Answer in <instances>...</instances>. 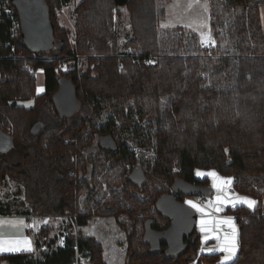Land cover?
Instances as JSON below:
<instances>
[{
	"label": "trees",
	"instance_id": "16d2710c",
	"mask_svg": "<svg viewBox=\"0 0 264 264\" xmlns=\"http://www.w3.org/2000/svg\"><path fill=\"white\" fill-rule=\"evenodd\" d=\"M69 1L45 0L54 46L33 52L23 43L11 0H0V129L12 141L0 151V184L9 177L28 202V208L25 201L17 208L0 202V214L76 215L77 225L94 215H112L126 233L130 257L123 264H220L218 253H198L194 228L173 242L168 233L172 220L157 207L162 199L171 214L186 206L196 210L189 198L203 195L200 187L211 190L209 179L216 183L197 170H215L219 177L232 178L236 194L258 201L254 211L225 209L234 215L238 231V252L228 264H264V0H208V45L185 27H161L170 0H80L71 39L57 14ZM124 19L128 34L120 42L117 26ZM69 61L74 63L63 72L61 66ZM35 70L43 75L38 95ZM67 79L77 101L90 109L74 122L68 117L72 113L56 110L52 98ZM29 99L32 107L19 104ZM104 112L110 113L106 119ZM47 114L51 123H41L33 133V124ZM133 114L155 124L152 148L142 137H126ZM91 146L96 150L88 152ZM8 154L19 161L10 162ZM146 156L154 160L145 162ZM137 169L144 175L140 181ZM176 183L187 184L190 193ZM49 229L42 225L35 233L33 252L0 255V260L77 264L78 253L85 252L88 264H106L94 236L60 231L64 245H56L58 238H50ZM148 231L165 239L159 250L150 249ZM180 244L181 251H175Z\"/></svg>",
	"mask_w": 264,
	"mask_h": 264
},
{
	"label": "rangeland",
	"instance_id": "374dc122",
	"mask_svg": "<svg viewBox=\"0 0 264 264\" xmlns=\"http://www.w3.org/2000/svg\"><path fill=\"white\" fill-rule=\"evenodd\" d=\"M80 0H70L69 3L62 7L58 14L59 24L68 29L70 32L71 39L73 38V23H74V8L79 3ZM209 20H210V9L208 0H170L166 5V17L161 21L160 25L164 28H172L176 26L185 27L191 32H193L199 40L204 44L208 45L211 42H208L210 37L209 33ZM118 34L119 41L123 42L126 39L128 34V23L124 19L120 24H118ZM204 34V39L202 40V35ZM210 41L211 37H210ZM74 61H69L63 63L61 70L66 72L69 69L68 64H72ZM81 66V61H78V65ZM82 68V67H80ZM32 74L36 76V94H40L43 91V75L39 71L36 75L32 71ZM166 99L163 98L160 101V106L163 107ZM20 105L30 108L33 106V100H25L19 102ZM90 114V109L87 105L76 102V105L72 111V114L69 115V121L74 122L78 121L81 118H84ZM109 112H104L101 115L102 119H106L109 116ZM132 117V123L128 127L127 132L129 133L126 136L128 139L135 140L140 137L143 138V144L152 148L154 144V131L155 124L152 123L151 119L137 118L134 114ZM39 123L42 125H48L51 123V119L48 114L40 117ZM129 130V131H128ZM133 135V136H132ZM133 139V142H134ZM88 152H91V149H88ZM10 162L19 161L18 158H11L10 155H6ZM154 160L151 156H146L144 158L145 162H152ZM212 179H209V183L212 184ZM116 188V187H115ZM120 188H116L118 191ZM204 197L207 199L210 195V191L207 188H199ZM263 189V188H262ZM262 191V190H261ZM116 192V191H115ZM256 199V198H255ZM257 200V199H256ZM24 195L22 187L17 184L15 181L11 180L9 177H6L4 181L0 184V202L1 203H10L12 202L16 208L20 206V202H24ZM162 199L158 203V209L161 212L167 210V205L165 202L162 204ZM258 202V201H257ZM26 202L23 203L24 207L28 208ZM188 209V207H185ZM81 211L84 210V206H79ZM85 209H89L86 207ZM193 211V210H191ZM165 214V213H164ZM167 214V213H166ZM76 215L70 216L66 214L65 216H36L32 218L28 224V227L31 229V234L40 228L42 225L49 226V237H56L57 243L59 245L62 241L60 231H66L69 234H76L79 230L84 231L88 235L94 236L95 240L100 243L102 246V256L106 264H123L126 258V233L124 229L117 223L116 219L112 215H94L92 216L85 225H77L75 221ZM122 221H125V216H121ZM161 238V239H160ZM147 240L150 243V249L156 251L160 249V243L163 242L162 235L157 236L154 232H147ZM54 245L53 247H55ZM182 245L175 247V251H181ZM166 252L171 253V246L167 247ZM46 249V248H45ZM44 249V250H45ZM198 253H201L198 251ZM77 264H88L89 257L85 252L78 253ZM0 264H7L6 260H0ZM190 264H195V260L190 262Z\"/></svg>",
	"mask_w": 264,
	"mask_h": 264
},
{
	"label": "water",
	"instance_id": "95a60500",
	"mask_svg": "<svg viewBox=\"0 0 264 264\" xmlns=\"http://www.w3.org/2000/svg\"><path fill=\"white\" fill-rule=\"evenodd\" d=\"M14 5L21 27V38L23 43L33 52L50 51L54 46L53 24L48 19V6L45 0H11ZM75 87L69 79L63 80L59 88L53 94V103L56 110L61 115H69L72 113L77 99ZM41 128V123L33 124L31 131L37 132ZM12 145L10 136L4 134L0 129V151L4 152ZM106 148H110L105 143ZM137 181L144 179L143 172L137 169L135 172ZM176 188L185 194H189V186L183 183H176ZM173 213L172 224L168 229V233L173 234L172 241L183 238L188 235L192 229L193 213L187 209L176 208L171 210ZM177 239V240H176ZM130 255L126 258L129 260Z\"/></svg>",
	"mask_w": 264,
	"mask_h": 264
},
{
	"label": "snow or ice",
	"instance_id": "6c2138e0",
	"mask_svg": "<svg viewBox=\"0 0 264 264\" xmlns=\"http://www.w3.org/2000/svg\"><path fill=\"white\" fill-rule=\"evenodd\" d=\"M202 40L204 39V34L202 33ZM208 42L210 41V37L208 38ZM197 175L210 176L216 181L213 187L217 189L216 196V206L214 208L215 212L222 211V206L231 205L233 209L237 206H245L249 210H255L257 205V201L247 196H240L236 194L235 196L230 195L225 191L227 187H229L232 183V178H223L219 177L215 170H211L208 172H201L197 170ZM187 203L198 212L202 214V216L208 215L205 213L204 208L198 205L193 201H187ZM211 203V202H210ZM234 217H226L223 219H201L200 220V231L204 233L203 240L207 241L210 239L208 233L210 232H218L220 229V225H227L229 229H231V233H225V235L221 238L219 235L214 238L218 241L217 245L207 249L208 252H221L223 253L222 260L220 264H228V262L233 261L238 252V243H237V228L234 224ZM211 225V226H210ZM31 242L27 239L23 241L16 240H0V252H20V251H31ZM205 251V249H201V252Z\"/></svg>",
	"mask_w": 264,
	"mask_h": 264
},
{
	"label": "crops",
	"instance_id": "0c3cea01",
	"mask_svg": "<svg viewBox=\"0 0 264 264\" xmlns=\"http://www.w3.org/2000/svg\"><path fill=\"white\" fill-rule=\"evenodd\" d=\"M260 16H261V23L262 27L264 30V3L260 4ZM41 70H35V75ZM42 73V71H41ZM214 182H212L211 190L212 193L210 192L209 197H207V201L203 204H198L201 207L204 208L205 213L208 215L202 216L200 212L197 210H193V223H192V228L195 229L197 232V236L200 239V245L198 248V251L201 252V249H205L206 252L207 249L212 248L217 245L218 241L214 238L215 236L219 235L221 238L225 235V233H231V229L228 228L227 225H220V229L218 232H210L208 235L210 236V239L207 241L203 240L204 233L200 231V220L203 219H223L226 217H234L233 214H228L225 212V209L231 205H225L223 206V210L220 212H215L216 216L212 217L211 216V210H214L216 206V196H217V189L213 187ZM229 189H231V186L227 187L225 191L229 193ZM232 196H235L236 193H229ZM252 199L256 200L255 198L251 197ZM257 201V200H256ZM211 202V203H210ZM261 205L263 208L264 205V188L261 191ZM264 209V208H263ZM36 216H30V215H25L22 213H11V214H0V240H16L19 239L23 241L24 239H27L31 242V251H20V252H0V255H7V254H16V253H22V252H33L34 246H33V236L37 232V230L34 232V234H31V229L28 227L29 221ZM235 224V220H234ZM211 226V225H210ZM235 227L237 228V225L235 224ZM238 236V231L237 234ZM204 252V251H203ZM219 254L218 261L221 262L223 253L221 252H215ZM125 261V260H124ZM124 263V262H123Z\"/></svg>",
	"mask_w": 264,
	"mask_h": 264
},
{
	"label": "built area",
	"instance_id": "2783aa9c",
	"mask_svg": "<svg viewBox=\"0 0 264 264\" xmlns=\"http://www.w3.org/2000/svg\"><path fill=\"white\" fill-rule=\"evenodd\" d=\"M229 193H234L233 189H229ZM189 199L191 201L197 203V204H200V205L203 204V203H205L207 201L206 198L203 195H201V194H194ZM222 209H223V206H222ZM211 216L212 217H215L216 216V213H215L214 210H211ZM61 243H62V245H64V242L63 241Z\"/></svg>",
	"mask_w": 264,
	"mask_h": 264
},
{
	"label": "flooded vegetation",
	"instance_id": "af4514ba",
	"mask_svg": "<svg viewBox=\"0 0 264 264\" xmlns=\"http://www.w3.org/2000/svg\"><path fill=\"white\" fill-rule=\"evenodd\" d=\"M100 142H101V144H103V145H104L105 143H108L109 146H110V148H112V146H111V142H109L108 139H105V138L102 139V138H101ZM110 148H108V149H110ZM90 149H91V152H92V151H95V150H96V147H94V146L92 147V146H91ZM165 203H166V202H165ZM187 210H189V209H187ZM189 211H191V210H189ZM166 213H167V214H166ZM166 213H165L164 216H165L166 218H170V219L172 220V219H173V216H172L173 214L167 212V210H166ZM171 222H173V221H171ZM166 238H167V236H166Z\"/></svg>",
	"mask_w": 264,
	"mask_h": 264
}]
</instances>
